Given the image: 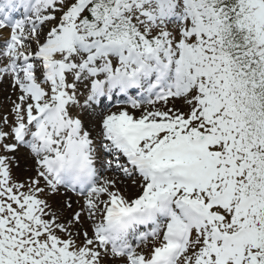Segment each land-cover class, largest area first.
<instances>
[{
    "label": "snow or ice",
    "instance_id": "obj_1",
    "mask_svg": "<svg viewBox=\"0 0 264 264\" xmlns=\"http://www.w3.org/2000/svg\"><path fill=\"white\" fill-rule=\"evenodd\" d=\"M0 264H264V0H0Z\"/></svg>",
    "mask_w": 264,
    "mask_h": 264
},
{
    "label": "rangeland",
    "instance_id": "obj_2",
    "mask_svg": "<svg viewBox=\"0 0 264 264\" xmlns=\"http://www.w3.org/2000/svg\"><path fill=\"white\" fill-rule=\"evenodd\" d=\"M6 89H7V83L0 85V100L3 99V96L5 95Z\"/></svg>",
    "mask_w": 264,
    "mask_h": 264
}]
</instances>
